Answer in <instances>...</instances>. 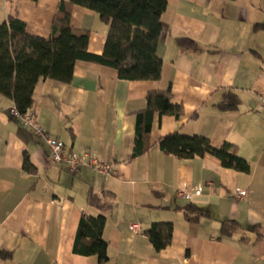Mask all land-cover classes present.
<instances>
[{"label": "crops", "instance_id": "obj_1", "mask_svg": "<svg viewBox=\"0 0 264 264\" xmlns=\"http://www.w3.org/2000/svg\"><path fill=\"white\" fill-rule=\"evenodd\" d=\"M61 1L68 0H0V25L12 14L29 34L49 38ZM263 1L168 0L159 80H122L112 67L79 60L70 83H38L31 108L38 123L64 142L65 152L88 150L112 162L113 176L90 167L72 173L54 163L44 138L14 119V101L0 94V251L9 253L0 264H264V30H254L264 20ZM71 25L89 32L90 53H103L109 26L96 12L74 6ZM182 38L197 47L181 48ZM169 88L182 116L155 114L146 150L133 158L148 94ZM228 92L238 97L237 109L219 108ZM172 133L205 136L215 147L230 142L251 171L225 168L210 154H166L159 140ZM25 155L33 171L25 170ZM182 186H201L202 193L178 198ZM90 192L112 206L90 205ZM191 204L207 213L188 220ZM102 212L104 263L74 252L81 216ZM157 222L173 224L171 243L160 251L145 234ZM225 222L238 227L228 224L223 232ZM133 224L140 230H131Z\"/></svg>", "mask_w": 264, "mask_h": 264}, {"label": "trees", "instance_id": "obj_2", "mask_svg": "<svg viewBox=\"0 0 264 264\" xmlns=\"http://www.w3.org/2000/svg\"><path fill=\"white\" fill-rule=\"evenodd\" d=\"M36 1V0H34ZM74 6H82L96 12L109 26L105 48L102 54L88 51L89 32L77 31L71 25ZM168 0H68L61 1L52 24L49 38L31 35L27 25L17 16L10 14L0 25V94L12 99L21 115L35 104L36 86L42 80L51 79L70 83L79 60L92 61L118 71L122 80L156 81L161 78L163 61L158 55V46L163 33L162 16ZM264 10V1H263ZM254 30H264V20L254 25ZM183 49L196 43L189 38L179 39ZM239 106L238 97L228 92L219 104L222 110H234ZM184 112L181 105L174 104L170 88L167 91H152L147 96V107L138 114L135 147L132 157L142 155L146 150V139L152 129L155 114L175 116L179 119ZM17 121L18 118L13 117ZM160 149L179 159H194L210 154L218 158L225 168L248 174L251 164L241 157L237 146L225 142L215 147L205 136H186L180 133L169 134L159 140ZM24 168L33 171L28 155H25ZM112 193L104 192L103 197ZM88 203L102 210L112 204L103 202L93 192L88 195ZM195 212L193 216L191 213ZM195 205L185 207L188 220H196L205 215ZM230 227L237 228L236 222L223 223V232ZM106 216L102 212L97 217L83 214L80 219L74 252L95 255L100 263L108 260V242L104 238ZM256 227H254L255 229ZM173 224L153 223L145 231L156 250L166 248L172 240ZM0 256L9 253L0 251Z\"/></svg>", "mask_w": 264, "mask_h": 264}, {"label": "built area", "instance_id": "obj_3", "mask_svg": "<svg viewBox=\"0 0 264 264\" xmlns=\"http://www.w3.org/2000/svg\"><path fill=\"white\" fill-rule=\"evenodd\" d=\"M264 110V104H263ZM10 114L18 118L21 125L33 132L34 135L43 137L45 143L51 150L52 161L56 164H65L72 173L78 172L83 167H90L96 170L99 174L105 176H113L115 173L112 162H105L92 155L90 151L79 154L75 152H65V144L58 137L48 133L37 121L34 111L31 109L27 113L21 115L16 106L10 109ZM202 193V187L198 186L192 190H188L185 186L177 189V197L185 200H191L194 196H199ZM239 196L246 194L245 190L237 192ZM131 230L139 231L140 227L137 224L131 225Z\"/></svg>", "mask_w": 264, "mask_h": 264}]
</instances>
